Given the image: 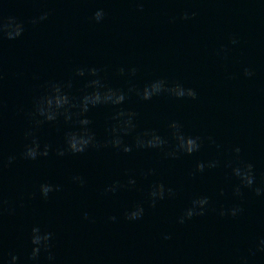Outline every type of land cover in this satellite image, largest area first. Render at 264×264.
Segmentation results:
<instances>
[{"label": "clouds", "instance_id": "obj_1", "mask_svg": "<svg viewBox=\"0 0 264 264\" xmlns=\"http://www.w3.org/2000/svg\"><path fill=\"white\" fill-rule=\"evenodd\" d=\"M104 11L103 9H99L95 12L94 14V19L97 22H100L103 20L104 18ZM47 18V13H45L43 16L40 17L41 20L46 19ZM4 31V34L7 36L8 39L12 40V39H16L18 37L21 36L22 31H23V26L19 23L14 22L13 20H9L5 25L2 26V29ZM235 43V41H233ZM93 73L95 72V69L92 70ZM80 75H83V71L79 72ZM246 75H251V73L247 72L245 73ZM94 84H98L99 81H93ZM170 91L173 95H175L176 97H191L193 99H195L196 97V92L191 89V88H184L182 85H175L172 88H166L165 85V81L163 80H159L156 81L154 83H152L149 86H146L144 88V98L148 99L150 98V96L155 95L161 91ZM53 95L52 96H48L46 98H44L39 106H38V110L40 115L45 116L47 120L51 121L54 120L56 117V111H53V107L56 110H59L60 108H62L63 106L67 105L69 103V98L67 95L63 94L61 92V88L58 85H53ZM124 99L123 95H119L117 96L116 93L112 92L111 90H109L108 92L104 93L103 95H101L100 92H95L92 95L89 96H85L83 98V110L87 111L88 109V105L92 104V105H96L99 103H106L111 101L114 104H118L120 103L122 100ZM46 105V107H45ZM121 116H123V113H120ZM132 114H129V116H131ZM81 125H88L89 121L87 119L81 120L80 121ZM131 125V119H129L126 122L125 125V130H127V127ZM171 127L173 129H175L176 131L174 132V136L178 142V149L181 151H184L188 154H191L193 152H196L200 149V143L198 142L199 138H193L190 136H185L180 132V126L177 123H173L171 125ZM115 131V130H114ZM93 142V136L87 131L84 130L82 132H70L67 134L66 137V143L68 145V148L72 151V152H83L91 143ZM112 143L115 146H120L121 145V140L117 137L115 138ZM138 143L143 146L144 145V141H138ZM165 141L161 139L160 136L153 134L151 136L150 139H148L146 141V144L148 147H158L162 144H164ZM39 146L38 145H32V146H28L26 149V153L25 155L28 158L31 159H35L37 157V155L39 154ZM131 149L127 146L124 147V151L128 152ZM236 153L240 152V148L237 147L235 149ZM44 155H47V148H45V151L43 153ZM60 155H63V152H60ZM171 155H175V153H171ZM209 167H215V162H212L208 165ZM198 169L199 170H203L205 165L204 164H198ZM252 165L251 164H247L244 167H235L233 168V173L235 176H237L238 178H240L241 183L244 186L247 187H251L254 183L255 177L253 175V171H252ZM77 179H79V177H77ZM130 183H134V181H130ZM53 189L48 186V185H42L41 186V193L44 197H47L49 192H51ZM169 192L171 193V189H169ZM255 192L257 195H264V186L262 187H257L255 188ZM236 194L239 195L240 194V188L237 187L236 188ZM151 196L153 197V203H155V198H163L164 196V188L163 186H158L156 187L152 192H151ZM208 204V199L207 197H202L199 199H196L193 201L192 203V207L188 208L185 212V215L183 217H181L180 219V223L184 222L185 218H191L193 217V215H202L205 209V206ZM240 211L239 208H233L231 210V215L232 216H236L237 213ZM144 214V209L143 207L137 206L135 208V210L131 211L128 214V219L130 220H136L139 219L140 217H142ZM224 213L221 212V215H223ZM113 220H115V217L112 218ZM52 237V234L49 232H42L41 229L39 227H33L32 231H31V244L33 245L32 250H31V259L32 260H37L39 257V254L41 252V250L43 249L44 251H48L50 248V244L49 241ZM262 245H264V241L261 242ZM49 261L54 260V257L51 255V253H49L48 256ZM11 264H17V257L15 255L12 256L11 258Z\"/></svg>", "mask_w": 264, "mask_h": 264}]
</instances>
